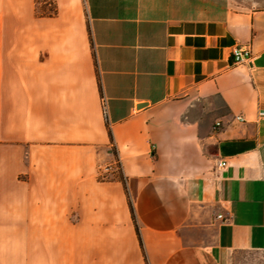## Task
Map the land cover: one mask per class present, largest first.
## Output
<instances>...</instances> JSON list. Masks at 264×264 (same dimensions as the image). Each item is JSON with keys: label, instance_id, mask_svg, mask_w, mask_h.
Returning a JSON list of instances; mask_svg holds the SVG:
<instances>
[{"label": "crops", "instance_id": "1", "mask_svg": "<svg viewBox=\"0 0 264 264\" xmlns=\"http://www.w3.org/2000/svg\"><path fill=\"white\" fill-rule=\"evenodd\" d=\"M48 8L0 0V264L264 256V7Z\"/></svg>", "mask_w": 264, "mask_h": 264}, {"label": "built area", "instance_id": "2", "mask_svg": "<svg viewBox=\"0 0 264 264\" xmlns=\"http://www.w3.org/2000/svg\"><path fill=\"white\" fill-rule=\"evenodd\" d=\"M44 3H46L49 7L53 8V0H43ZM250 58V48L247 44H239L235 46L232 50V63H244L247 62ZM237 120L242 121L243 117L241 115H237L235 117ZM221 124L220 121L215 122V126H219ZM225 164L224 161L219 162L220 166H223ZM118 167V161H110L108 163H105L103 166L99 168L101 173H108L111 171L116 170ZM221 217L222 215H218Z\"/></svg>", "mask_w": 264, "mask_h": 264}, {"label": "rangeland", "instance_id": "3", "mask_svg": "<svg viewBox=\"0 0 264 264\" xmlns=\"http://www.w3.org/2000/svg\"><path fill=\"white\" fill-rule=\"evenodd\" d=\"M238 8L264 7V0H229ZM105 164V163H104ZM231 264H264V256L254 253H239L231 259Z\"/></svg>", "mask_w": 264, "mask_h": 264}, {"label": "trees", "instance_id": "4", "mask_svg": "<svg viewBox=\"0 0 264 264\" xmlns=\"http://www.w3.org/2000/svg\"><path fill=\"white\" fill-rule=\"evenodd\" d=\"M49 10L53 11V8H48ZM131 209H132V206H131ZM140 242H141V239H140Z\"/></svg>", "mask_w": 264, "mask_h": 264}, {"label": "water", "instance_id": "5", "mask_svg": "<svg viewBox=\"0 0 264 264\" xmlns=\"http://www.w3.org/2000/svg\"><path fill=\"white\" fill-rule=\"evenodd\" d=\"M143 104L141 103V105H139V106H142Z\"/></svg>", "mask_w": 264, "mask_h": 264}]
</instances>
